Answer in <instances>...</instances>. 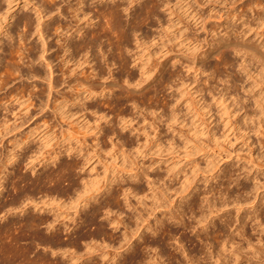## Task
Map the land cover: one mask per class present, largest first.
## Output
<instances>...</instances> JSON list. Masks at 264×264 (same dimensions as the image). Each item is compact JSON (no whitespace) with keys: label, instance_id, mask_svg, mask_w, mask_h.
<instances>
[{"label":"rangeland","instance_id":"obj_1","mask_svg":"<svg viewBox=\"0 0 264 264\" xmlns=\"http://www.w3.org/2000/svg\"><path fill=\"white\" fill-rule=\"evenodd\" d=\"M70 1L71 5H62L61 17L53 15L55 18L51 20L52 22L60 21L64 25L73 21L75 0ZM142 1L144 0L140 2ZM36 2L12 0L8 11L14 15L13 20L10 19L9 22H14L26 14L35 21L37 14L33 10V5ZM5 7L4 4L3 9L7 11ZM120 9L122 29L118 28L116 31V28L110 29L113 26L112 22L110 25L107 22L109 27L106 23L100 22L108 31L110 30V36L112 33L116 35L110 38L108 34V38L113 42L109 39L102 40L106 42L102 45L103 52H106L104 53L106 62L103 60L100 62L98 57V63H95L98 65L97 68L93 65L94 62L80 66L72 62L62 64L64 57L60 43L63 36H57L51 27L47 30L49 36L47 41L51 48L48 55L53 60L54 77L59 83L60 95L70 101L67 109L69 113L64 118L57 117V113L55 115L53 110H50L54 108L53 105H50L52 106L50 109L39 111L45 95L43 91L45 86L38 79L27 78L29 72L27 69L31 71V65L22 58L26 59L27 54L31 53L32 45H40L38 37L32 35L28 40L27 33L21 29L17 32L15 30V34H18L14 35H20L18 39L22 40V47L25 48L21 47L15 36L10 41L14 46L10 56L2 51L6 47L4 45L1 47L0 56L10 57L11 60L7 59L14 61L15 65L18 64L21 73L26 74L19 77L21 75L18 73L10 72L11 75L6 67L0 65V75L4 77V80H0V102L2 104L6 102L0 107V126L6 124L12 128L8 136L3 139L0 137V166L3 155L10 150L14 142V135L17 138L30 136V139L25 155L23 151L21 153L15 149L18 159L7 166L9 186L6 185L0 199L6 202L14 196L16 192L12 191L10 182H17V176L30 179L29 182L38 174V177L44 176V172L54 167L42 170L38 162L47 158L53 151L68 149L72 156L67 157L62 153L59 163L76 164L77 170L70 171L67 176L64 174L65 179L63 178L60 184L62 189L68 188L70 184L78 185L77 192L81 196L85 189L92 188L91 184L102 187L105 181L112 180L113 191H118L121 187L125 189L137 186L134 191L137 195L128 191L124 197L121 196L123 195L121 190L118 203L111 207L110 213L100 211L99 217L92 222L94 224L86 227L84 225L87 223H82L81 219L83 213H79L81 217L75 214V206L80 201L78 193L75 192L77 195L70 193L72 199H67L65 203L62 201L66 196L60 194L65 196L61 204L58 206L54 203L49 207L54 208L53 211L61 216L60 220L63 219L70 230L72 229L68 232H57L60 241L63 240L61 242L75 239L81 233L94 232L95 226L102 223L103 232H107L108 238L104 239L105 241L99 239L101 245L97 242L87 245L94 247L96 245L93 250L95 256L104 254L105 260L102 264H110L113 260L121 262L120 264L130 262L145 264L147 261L149 264H213L209 250L205 248L207 243L203 241L204 232L202 230L200 232L199 229L204 225L209 227V230L215 229L208 232H217L225 226L222 229L227 235L228 227L233 229L243 223V238L236 239L233 249L228 248L224 252L226 259L221 264H234V260L236 264H253L259 257L264 259L262 253L252 255L259 249V245L256 242L258 236L251 230V214L254 210L257 209L259 215L264 214V0H154L149 6L136 5L127 12L122 11V7ZM47 16L44 17L45 21L48 20ZM97 22L98 20H95L94 23ZM9 27L14 31L13 24ZM133 28L137 30L135 35L140 36V42H136L134 37L130 36ZM5 29H7L5 19L0 17V32L5 33ZM127 29L132 30L129 32ZM22 34L25 36L21 37ZM2 35L0 38L6 40L5 43L9 42L6 33ZM115 37L118 40L114 41ZM72 39L76 41L78 38L72 36ZM227 40L238 45L232 46ZM16 44L19 46L17 49ZM115 46L117 47L114 48ZM25 49L28 51H23ZM23 52L27 54L24 55ZM159 62L166 63L163 72L150 73ZM34 66L39 67L36 64ZM92 66L96 68L93 71L90 69ZM99 67L102 68L99 76L108 79L107 81L113 79L115 82V86L108 87L112 89L113 95L90 97L83 109L80 97L86 94L78 96L83 89L79 86L82 82L80 80L97 84L99 76L96 74ZM157 75L159 77H156ZM71 78L73 81H70ZM124 81L129 84L127 88ZM36 96L38 97L35 98ZM228 96L234 98L237 106H232ZM245 113L248 117L243 120L242 116ZM27 131L31 133L28 134ZM9 138L10 141L7 140ZM26 160L35 164L36 175L30 174L29 170L23 168V164L20 169L17 167L19 161L29 163ZM78 167H82L81 172ZM134 174L140 177L128 179ZM145 174L148 175V180L144 177ZM19 183L20 187L26 188L25 183ZM9 193H12V196ZM42 194L45 193H33L37 204L41 203L39 199ZM104 197L101 198V202L104 201ZM123 197L126 201H123ZM38 205L43 211L45 206L42 203ZM46 208L48 209V206ZM88 208L84 210L88 211ZM12 214L9 218L18 222L27 216L26 213ZM220 216H223V219ZM71 218L75 220V224ZM208 220L215 223L216 228H210L212 224L207 223ZM224 220L227 222L226 225ZM109 222L111 225H108ZM2 223L1 221L0 225ZM230 224H234V227ZM157 226H160V230L152 233ZM161 228H164L163 233ZM41 231L43 235H50L42 227ZM197 232L200 234L199 239ZM216 232L217 237L220 234L217 235ZM14 234L17 232L14 231ZM138 235H141L140 239ZM172 236L182 242L184 250L186 248L185 254L173 251L175 245L171 242ZM112 238L114 242L109 241ZM143 238L145 244L150 243L151 249L143 246L138 248L137 244L141 243ZM127 241L129 242L125 246ZM212 243L213 248L210 250L214 249L212 255H216L220 248L215 242ZM86 244L88 242L77 246L76 251H80L76 255L81 256L85 248L87 250ZM130 245L131 247L137 245V252L139 249V252L134 254L135 257L130 256V250L128 252L124 250ZM0 248L3 251V247ZM29 250L30 259L47 255L46 258L51 261L48 259L49 263L54 259L53 263L73 264L78 257L72 254L74 260L71 261L69 255L73 249L65 252V255L58 251L60 255L55 253L57 256L55 254L53 256L44 245L42 247L32 243ZM2 251L0 263L8 264L5 256H3L5 259L1 260ZM85 252L83 257L86 256ZM144 257L147 260L145 262ZM97 258L100 257L86 261V264L97 261ZM80 260L75 263L82 264ZM25 264L33 263L29 260V263Z\"/></svg>","mask_w":264,"mask_h":264},{"label":"bare ground","instance_id":"obj_2","mask_svg":"<svg viewBox=\"0 0 264 264\" xmlns=\"http://www.w3.org/2000/svg\"><path fill=\"white\" fill-rule=\"evenodd\" d=\"M36 1L37 2L33 5V8H34L33 10H35V13L37 14L35 21L32 20L31 17L26 14V15H22V16L20 15L21 17H18V19L14 20V22L13 21L9 22L10 19L13 20V15H14V14L13 15L9 14V11H8L9 10L8 8L10 7V4H11L12 0H0V17H4V19H5V27H7V29H5V33H6V37L8 38L7 41H9V42L5 43L6 40L3 41L4 39L0 38V49H1V47L3 48V45H4L6 48H4L5 50L3 49L2 51L4 52V54H7V55L9 54V56H10L12 48L14 47L13 44L11 45L10 41L13 40V38H14L13 36L18 34V33L15 34V30L17 32V30L21 29V31H23L25 34L27 33L28 34L27 39L30 38V36H32V35H36L38 37V40L40 41L39 42L40 45H36V44L32 45L31 44L32 47L29 45V47H31V53L30 52L28 54L26 53L27 54L26 59H25V57L22 58V59L28 61L27 63H29L31 65L30 66L31 67V71L27 69V72L28 71L29 72H28V76L27 75L26 76H27V78H29L31 80L38 79L45 86V90H43V88H42V90L45 92V95L43 93L44 98L42 97L43 100H41V102H43V103H42L41 106L39 104H37V105L40 106L39 109H41L39 111L42 112L46 108L50 109V107H52L50 105H53L54 108H52L50 110H53L55 115L57 113V117L64 118V117H67V114L69 113L67 109L70 106V101L67 100L65 97H63V95H60V90L58 89L59 83L56 81V78L54 77L55 71L53 69L54 68L53 60H51L49 55H48V52L51 51V48H50L49 43L47 41L49 39V36L47 34V30L51 27L53 29V31L55 33H57V36H60V35L63 36V38L61 39V43H60V49H61V52L63 54L62 57H64L63 61H61L62 64H68V63L72 62V64L75 63L76 65L80 66L82 64H86V63H88V64L90 63L91 64L92 62H94V64L93 63L92 64L97 68L98 65L95 64V63H98L97 61H98L99 58H100V62H101V60L106 62V60H105V55L106 54L104 55V53H106V52H103L104 48H102L103 47L102 45H104L105 40L109 39L108 38V34H109V36L111 35L109 33L110 30L108 31L106 26L109 27L110 23L112 22L111 24L113 26H111L110 29H112V28L115 29L116 28V31H117L118 28H121V26H120V21H121L120 19L121 18L120 17H122V16H120V12H121L120 8L122 7V11L127 12L128 10L130 11L131 8H134L136 5H139V7L140 6H149V5H151L153 3L154 0H144L142 2H140L141 0H75V4L73 5V7H74L73 21L71 20V21H69L67 23H64V25H62L60 23V21H58L59 23H57L56 21L52 22L51 20H53L55 18V16H53L54 14H56V16H58V17H61V15L63 14L62 13V10H63V8H62L63 6L62 5H64V4L71 5V1L70 0H58V2L56 0H49V1L48 0H42V1L41 0H39V1L36 0ZM4 4L7 7V11L6 10L4 11V9H3ZM22 9H23V7L21 8V10ZM121 14H122V12H121ZM125 14H127V13H125ZM136 14H137V12H136ZM45 15H48L46 17L48 19L47 21L44 20ZM128 16H130V14ZM139 16L140 15H138V17ZM133 19H135V18H133ZM95 20H98V22L94 23ZM138 20H134V21L136 22ZM101 21L106 23V26L100 24ZM130 21L131 20H129L128 22L130 23ZM107 22H109V25H107ZM142 22H140V23H142ZM12 24H13L14 31L11 30L10 27H9L10 25L12 26ZM132 25H133V22H132ZM136 26L138 27V25H136ZM91 27L93 28L92 30L90 29ZM94 27H96V28H94ZM134 28H133V30L130 29V30H132V35H130V36H133L134 40L136 42H140V39H141L140 36L138 37L137 35H135L136 34L135 32L138 29L135 28V29H137L135 31ZM114 29H113V31H114ZM121 29H120V31H121ZM127 30H129V29H127ZM130 30H129V32H131ZM23 32H21V33H23ZM2 33L5 34L2 31V32H0V36L2 35ZM19 33H20V31H19ZM25 34L24 35L22 34L21 37L25 36ZM123 34L126 35V33H123ZM128 34H130V33H127V35ZM113 35L115 36L116 33L115 34L112 33V36ZM120 35H121L122 38L124 37V36H122V31H121ZM19 36L20 35L15 36V37H17L15 39H17L18 41H19V39H18ZM72 36H74V38L76 37L78 39L76 41H73ZM112 36H110V38ZM121 37H119V38H121ZM103 39H105V40L102 41ZM116 39L117 38L115 37L114 41H116ZM125 39H127V37H125ZM21 41L22 40H20L19 43H21ZM123 41H125V40L123 39ZM111 42H113V41H111ZM22 43H21V47H22ZM227 43H230V45H232V46L238 45L237 43H235V42H233L231 40H227ZM114 44H117V43H114ZM119 44H121V42L118 43V46H119ZM16 45H17L16 46V49H17V47H19V46H18V44H16ZM116 47L117 46H115L114 48H116ZM110 48H111V46H110ZM26 50L27 49H25L23 51L27 52L28 50L27 51ZM15 51H17V50H15ZM18 51H19V48H18ZM19 52H21V50ZM23 54H24V52H23ZM26 54H24V55H26ZM12 55H13V53H12ZM3 56L2 57L0 56L2 58V59L0 58V65L3 66L4 68L6 67L8 69V71H9V73L10 72L12 74L18 73L19 75H21L19 77H22V76H24L26 74V73L25 74L21 73L22 70L19 69L20 66H17L18 64L15 65L14 61H10L11 60L10 57L8 58V56H6V55H5L6 57L5 56L3 57ZM118 56H119V54H118ZM7 58L10 59V60H8ZM19 58H20V56H19ZM81 60H82V62H81ZM29 64H28V66H29ZM35 64L38 65L39 67L34 66ZM60 66H62V65H60ZM101 67H99V72H98V74H96L98 76L100 75V73H101L100 71L103 68V67L102 68ZM123 67H124V65H123ZM165 67H166V63L159 62L154 68H152L150 73L152 71L163 72ZM96 68H93V66H92L90 69H92V71H93ZM72 71H73V69H72ZM93 76H95V75H92V77ZM156 77H159V76L157 75ZM98 78H99V80H98L99 82L97 84L94 83V82L92 83V82H88V81H85V80H80L82 82L79 84V86L82 87L83 89H82V91H80L78 93V96L80 97V96H82V94H86V96L80 97L81 107L83 109L85 108L86 101L90 97H101V96L106 97V96L113 95L112 89L108 88L110 86H115L116 85L115 82L113 81V79L110 80V81H107L108 79H104L101 76H99ZM0 80H4V77L1 76ZM70 81H73V78H71ZM124 84H125L126 88L129 85L127 81H124ZM128 91H132V92L135 91L136 92V90H128ZM40 93L42 94V91ZM37 97L38 96H36L35 98H37ZM227 98L232 103V106H234V107L237 106L235 104V100H234L233 97L228 96ZM74 100H75V98H73V101ZM13 102H14V100H13ZM17 102H18V100H17ZM37 103H39V102H37ZM5 104H6V102L3 103V104L0 102V107L4 106ZM46 111H44V113ZM246 117H248V114L247 113L243 114V116H242L243 120H245ZM0 128H1L0 129V137H1V139H3L4 137L8 136L9 133L11 132V130H12V128L9 127L6 124H2L0 126ZM13 128H15V127H13ZM100 129H102V128H100ZM1 130H2V132H1ZM27 133L30 134L31 132L27 131ZM10 139L11 138H9L7 140L10 141ZM29 139H30V136H26L24 138H19V137L17 138V136L14 135V142H13L10 150L8 149L6 151V153L3 155V157H2L3 162H1V166H0V168H1L0 169V196L3 194L2 193L3 190L6 189V185H8V183H9V178H10V177L8 178V173L9 172L6 173L7 166L8 165H12L16 161V159H18V158H16L17 152H15V149L17 148L18 152L20 150L21 153L23 151V154H24L26 152L25 150L27 149L26 146L28 145ZM0 146H1V143H0ZM21 153H18V154L21 155ZM62 153L66 154L67 157L68 156H72L68 149H65L64 151H60V150L59 151H53V152L48 154L47 158H43L41 162L40 161L38 162V163H40L42 170L43 169L46 170V168H48V167H50V168L54 167L57 170H53L54 168L53 169L51 168L47 172H44V174H45L44 176L38 177V175H39L38 174L36 176V178L35 179L32 178L34 180H32L30 182H29L30 179L27 180L25 178L17 176L18 177L17 178L18 179L17 182H15V181L14 182H10V186L13 189V190L12 189L11 190L13 192L14 191L16 192V193L14 192L15 193L14 196L11 195L13 193L11 191L12 193L11 194L9 193L12 196L11 199H9L6 202H4L5 201L4 199H0V222L1 221L3 222L2 225H0V245H1L0 247H3V251H2L1 248L0 249L3 252V255L1 257L5 256V258H6L5 259L3 257V258H1V260H4V259L7 260L8 264H25L27 262L29 263V260H31L33 264H37L38 262H42V261H44V262L46 261L45 264L46 263L48 264L49 262H47V261H48L49 258L48 259L46 258L47 255L46 256L44 255L45 257H38L37 256V257H34V258L30 259V257L28 255L30 253L29 245H31V243L33 245L35 244L36 246L42 245V247L44 245V248L45 247L48 248L50 250L49 252H51L50 254L53 255V256L58 251H62L63 253H61V255H63V254L65 255V252H67V251L70 252V250L73 249L74 251L71 254L69 253L70 254L69 255L70 259L72 261V260H74L73 259L74 257H73L72 254L76 255V253L80 251V250L76 251L77 246L80 243L83 244V242L84 243L88 242V244H86V246H87V245H90L91 243H95V244H96V242L99 243L100 242L99 239H102V241H105L104 239L108 238V237H106V236H108L106 234L107 232L106 233H105V231L103 232L104 229L102 228L103 227L101 225L102 223L97 225V226H95V229L93 230L94 232H91V233L90 232H86V233H81V234L78 233L79 235L75 239L73 238L72 240H68L67 242L66 241L65 242H61L63 240L60 241L58 235H56L58 231L63 233V232L72 231V229L70 230V227L63 221V219L60 220L61 216L59 214L55 213V211H53L54 208L49 207V205L51 206L52 204L56 203V205L59 206V204H61L60 202L63 200V198H65V196H66V199H64L62 201V203H65V201L67 199H69V200L72 199L70 197V193H72V192H73L72 194L78 193L77 192L78 190L76 188L78 186L77 183H76L77 186H75V184H70L69 185V183H68L69 187L66 188V189H62V187H60L61 181L64 178V174L66 175L70 171H73V170H75L77 168L76 164H65V163H62V162L59 163L60 155ZM26 158L28 159V156ZM20 161H22V160H20ZM20 161L18 162V166H17L19 169L21 168V164H23V168H25L26 170H29L30 174H35L36 175V171H35L36 167L34 166L35 164H33V162H31V161L29 162L28 160H26V161L29 162V163L26 164V163H20ZM57 163H59V164H57ZM17 167H16V169H17ZM41 169H39V170H41ZM78 169H79V172H81L80 170L82 169V167H80V168L78 167ZM39 173H40V171H39ZM139 177H140V175L134 174V175H130L128 177V179L130 178V179L134 180L136 178L138 179ZM144 177L147 180L149 178L147 174H145ZM13 178H16V176H13ZM81 180H82V178H81ZM65 181H67V180H65ZM73 181H74V179H73ZM19 182L25 183L26 184V188H25V186L23 188L20 187L19 186V184H20ZM78 182H80V181H78ZM113 182H112V180L105 181V184H103L102 187L93 186L91 184L92 188L85 189L83 194H81V196L79 195V193H78V195L76 194L78 198L80 197L79 198L80 201L75 206V208H76L75 214L79 215V213H83L82 217H81V215H79V216L81 217V219H83L82 223H84V224L87 223V225H84V226L89 227V225L94 224L92 222L97 218V216L99 217L100 211H105V214L106 213L109 214L111 207H113L114 205H117L118 197H119V195H121L120 194L121 190H122V194H123L121 196L125 197V193L126 192H128V191L130 192L131 191L133 193L135 191V189H137V186L136 187L134 186V187H131V188H127L126 187L125 189H123L124 187H121V188H119L120 190L113 191L112 189H114V187L111 186L112 185L111 183H113ZM84 185L85 184H83V187H84ZM8 186H7V188H8ZM116 187H118V186H116ZM34 192H37V193L38 192L39 193L40 192L41 193L44 192L45 193V194H42L40 199H39V201L42 203V205L45 206V208L43 207V211L41 209L42 207L41 208L38 207L39 206L38 204H41V203H38V204L36 203L37 199H35L36 197L34 198V196H33ZM60 194L61 195L63 194L65 196L64 197L60 196ZM135 194L137 195V192ZM34 195H36V193ZM103 196H105L104 197L105 199H104L103 202H101L100 200H101V198H103ZM98 197H99V199H98ZM126 197H127V195H126ZM193 198H191V199L193 200ZM123 201H126L125 198H124ZM25 202H26V204H24ZM185 202H187V200ZM190 202H192V201H190ZM199 203H200V201H199ZM22 204L24 206H22ZM28 204L30 205L29 207L32 206L31 209L28 207ZM189 204L191 205L192 203H189ZM47 206H48V209L46 208ZM87 207H89L88 211L84 210ZM14 210H17V212L16 211L14 212ZM28 210H30V211L28 212ZM12 213H16V214L17 213H23V214L26 213L27 216H25L21 221L19 220V222H18V221L13 220L12 218H9L10 216L13 215ZM50 213H51V215H48ZM98 213H99V215H98ZM103 214H104V212H103ZM251 215H252V217H251V219H252L251 220L252 221L251 230L254 231V233L258 236L256 238V242L259 245V249H256L252 253V255H257L258 253H262V255L264 257V243H263L264 214L263 215H259L258 210L256 209V210H254V212ZM104 216H106V215H104ZM78 218L79 217H77V219ZM221 218L223 219V216ZM111 219H109V220H111ZM178 219H179V217H178ZM220 219H218L219 222H220ZM175 220H177V219H175ZM182 220H183V217H182ZM74 221L75 220L72 219V222H74ZM225 221L226 220H224V222ZM112 223H115V222H112ZM207 223H211L212 224V226H210V228L211 227L216 228L215 227L216 224L212 223V221L208 220ZM226 223L227 222H225V225H226ZM74 224H75V222H74ZM211 224H209V225H211ZM108 225H111V223L108 224ZM205 225H206V223H205ZM228 225H227V227H228ZM233 225H231V226H233ZM77 226H78V224H77ZM80 226H82V225H80ZM242 226H244L243 223L242 224H238V226H235V227L233 226L234 227L233 229L231 227H228L229 230L227 231L228 232L227 235L224 234L225 230L222 229V228H225V226H223L222 228L219 227L220 229H218V227H217V229H218L217 232L216 231L208 232V231H211L212 228L209 230V227L204 226V225H203V228L201 227L202 229H199V231L202 230V232H204L203 233L204 235L202 233H201V235L205 236V238L203 237V239H205V240H203V239H200V240L206 241L207 247H205V246L204 247L209 250L210 260L213 259V264H221L222 261H224L226 259V254L224 252L228 248H230L231 250L233 249V246L235 245V240L236 239H238V238L242 239L243 238L244 227H242ZM41 227L44 228L46 233H50V235L49 236L43 235L41 233L42 232L41 231ZM86 227H83V228L85 229ZM159 227L157 226V227H155V229L153 228L154 230L152 231V233L153 232L156 233L157 230H160ZM163 229H162V233H163ZM192 229H191V231H193ZM11 230L13 232H11ZM194 230H195V228H194ZM212 230H215V229H212ZM14 231H16L17 234H14ZM196 231H198V230H196ZM215 232H216L217 235H219V234L220 235L216 237ZM72 234H73V232H72ZM196 235L198 236V239H199V235L200 234L197 232ZM209 235H210V237H208ZM138 236H139V239H140L141 235H138ZM173 236H175V235H173ZM173 236H172L173 239L171 238V242L173 243V245H175V248L173 249V251L175 250L176 252L181 253V255L185 254L186 253L185 252L186 248L184 250L183 246L181 245L182 242L180 240H175L174 239L175 237H173ZM145 238H143V241L141 243H139V244L136 243L138 245V248L143 246V248H150L151 249L150 243L149 244H145ZM172 240H174V242ZM209 240L211 242H209ZM22 241L24 242L23 245H22ZM109 241H111V242L113 241L114 242L113 238H112V240H109ZM106 242H108V240H106ZM128 242L129 241H127L126 244L124 243L125 246L127 245ZM136 242H137V240H136ZM166 242H168V241H166ZM212 242H215L216 244H218V246L220 248V252L217 253L216 255L215 254L212 255L214 249L210 250L211 248H213V247H211V246H213ZM146 243H148V242H146ZM131 244H133V243L131 242ZM100 245H99V247H100ZM137 245H136V247H131V245H130V247H127L124 250H126V252H128L130 250V253H131L130 256H132L135 253L139 252V249H138V252H137V249H136ZM170 246H172V245H170ZM95 247H96V245H95ZM95 247L93 245L92 246H87V250L85 248L86 252L84 250L86 256L83 257V255H84L83 253L84 252L82 253L81 256L78 254V255H76V256H78L77 259L75 257V259H76L75 261H77L78 259L80 260V258H82L80 260L81 261L80 263L86 264L89 260L95 259L96 257H100L99 259L97 258L98 259L97 261H95V262L91 261L88 264H102L104 262V260H105V256H104L103 253L99 254V256H95L93 254V250L95 249ZM152 247H154V246H152ZM201 249H202V246H201ZM90 250H91V252H90ZM31 252H32V250H31ZM57 254H59V253H57ZM117 254L118 253H116V256H117ZM157 254H159V253H157ZM71 255H72V257H71ZM119 255H120V253H119ZM137 255H139V254H137ZM183 256H185V255H183ZM124 257H126V256H124ZM134 257H135V255H134ZM137 258H136V260H138ZM186 258L188 259V257H186ZM113 259H114V257H113ZM175 259H176V256H175ZM49 261H50V259H49ZM75 261H73L72 263L74 264ZM113 261L110 264H120L121 263V262H119L117 260L114 261V262ZM131 261H133V260H131ZM145 261H147L146 258L143 260V262H145ZM44 262H42V263L44 264ZM53 262H54V259H53ZM53 262L49 263V264H60L59 262H55V263H53ZM124 262L126 263L125 260H124ZM137 262H140V261H137ZM4 263H6V262H4ZM130 264H131V262H130ZM138 264H142V263L140 262ZM148 264H149V262H148ZM234 264H236L235 260H234ZM253 264H264V259L263 258L260 259V257H259V259H255L253 261Z\"/></svg>","mask_w":264,"mask_h":264}]
</instances>
